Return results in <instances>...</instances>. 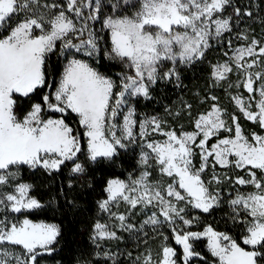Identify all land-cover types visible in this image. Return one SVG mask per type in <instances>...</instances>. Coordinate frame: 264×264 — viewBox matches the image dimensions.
<instances>
[{
    "label": "snow or ice",
    "instance_id": "obj_1",
    "mask_svg": "<svg viewBox=\"0 0 264 264\" xmlns=\"http://www.w3.org/2000/svg\"><path fill=\"white\" fill-rule=\"evenodd\" d=\"M230 3L231 0H138V7L133 4L136 11L132 15L108 16L103 21L111 38V50L106 55L118 59L129 69L120 76L119 85L86 60L73 58L65 66L55 91L45 93L41 103H33L31 110L18 118L14 112L16 94L29 97L39 89L51 87L46 79L45 60L47 54L56 49L57 41H62L61 54L75 49L92 57L100 51L88 23L98 19L100 2L96 0L93 6L92 0H66L63 5L41 4L40 0H0V27H4L11 17L22 14L14 26L5 28L7 34L0 36V185H8L16 175L10 171L11 166H39L52 171L59 170L66 161H72V171L83 172V166L75 162L77 153L82 150L81 135L86 138L92 161L98 157L111 159L118 154V148L126 149L135 143L137 133L134 128L138 123L135 109L128 107L127 112H123L128 98L141 95L148 98L150 86L158 80L173 77L179 80L177 63L187 65L202 60L211 40H218L224 33L232 31L233 17L221 18ZM85 9H91L88 15H85ZM69 13L81 22L79 28ZM234 13L237 18L252 15L250 11L242 13L240 8H235ZM72 33L78 37L86 34L87 38L73 43L68 39ZM237 38L248 40L243 33ZM228 47H232L231 41H228ZM249 57L252 58L250 61L246 59ZM261 57H264V45L253 38L246 46L233 49L232 56L224 63L211 65V76L217 83L227 80L234 66L243 76L237 87L242 86L249 98L246 101L236 95L231 99L248 120L264 128V71H251L261 62ZM166 61L172 66L161 71ZM257 82L259 87H254ZM117 87L119 91H115ZM257 93L259 99H256ZM211 100L214 103L210 109L193 121V131L165 130L163 122L156 116L139 121L138 135L142 139H146L149 130L164 137L143 144L141 163L147 165L149 160L154 161L160 173L172 177L173 183L166 188L153 185L148 180V172H143L131 183L112 179L105 188L107 199L101 201L99 207L115 217L120 222L119 227L127 231H132L135 226L126 223L124 214L111 212V204L122 200L133 209L138 204L157 207L163 222L172 226L175 243L182 246L184 264L199 255L194 252L191 241L203 236L208 237V247L212 255L219 258L220 264H259V259L264 258V251H261L264 250V180L257 179L251 169L264 173V136L253 133L249 139L243 134L236 116L231 117L232 124L229 125L224 119V109L215 102L217 98L212 96ZM45 106L53 112L63 114L70 110L77 114L83 131L74 134L63 118H42ZM186 108L191 109V105ZM121 116L122 123H117ZM221 132L229 135L219 138ZM214 137L216 143L209 146ZM143 148L149 151H143ZM197 150L199 167L193 163ZM209 158H212L213 167L217 164H234L237 168L250 166L251 178L238 177L236 182L251 184L258 191L247 196L238 195L230 203L242 208L250 217L246 220L243 244L252 246V250H246L230 236L211 227L205 228L204 232L180 231L175 227L177 220L184 225L193 223L185 219L182 214L185 209L178 207L179 202L187 201L204 212L219 203V194L211 192L202 179ZM212 179L218 182V177ZM30 188L28 184L18 183L11 192L0 193V210L21 213L25 209L42 207L30 196ZM161 223L154 212L141 228ZM94 229V239L118 238L106 224L97 222ZM58 236L59 228L55 224L35 223L26 217L10 221L5 216L0 219V264H37L38 250L51 252ZM16 246H20V253L9 251ZM257 246L261 250H257ZM175 256V249L165 246L157 264H176ZM144 264H152L150 254L145 257Z\"/></svg>",
    "mask_w": 264,
    "mask_h": 264
},
{
    "label": "trees",
    "instance_id": "obj_2",
    "mask_svg": "<svg viewBox=\"0 0 264 264\" xmlns=\"http://www.w3.org/2000/svg\"><path fill=\"white\" fill-rule=\"evenodd\" d=\"M240 1L246 3L240 5L242 13L246 11L252 13L254 11L253 4L262 3L264 0ZM241 16L249 18L252 15ZM250 20L252 21L250 28L255 33L260 29L259 21L256 18ZM104 31L107 40L108 35L106 30ZM3 32H6L5 28L0 31V34ZM58 42L56 49L48 53L45 60L46 79L51 87L39 89L29 97L16 94L14 97L16 100L14 112L18 117L23 115L32 102L41 103L42 96L45 93L52 92L56 86L63 61ZM99 49L98 60L91 61V63L104 72L117 71L123 73V65L113 60H106L103 48L100 47ZM228 51L229 49L225 48L216 51L218 52L216 54L219 58L225 57L227 56L225 53H228ZM211 54L206 55L205 53L202 60L181 65L179 67V83H176L174 78L171 80H158L150 86L148 98L144 96L134 97L135 119H138L144 112L159 111L164 107L169 112L166 118L174 127L179 125L184 129L193 128V121L198 113L209 108L213 102L211 97L215 96L223 102L222 104L229 118L232 115L236 116L238 123L246 134H249L251 130L259 131L258 123L248 120L231 101L226 100L227 97H225L223 88L224 81L217 83L211 76V61L215 59L213 51ZM261 64L264 71V57H261ZM186 105H191V109H187ZM47 115L63 118L65 123L73 128L74 134L83 131L78 123L77 114L72 113L70 110L61 114L47 110L45 106L42 117ZM142 140L140 138L139 142ZM80 143L82 150L77 153L75 161L77 159L81 161L83 172L71 173L72 161H66L59 170L52 171L39 166L37 168H31L28 165L18 166L19 178L30 183V193L36 197L42 207L31 210L25 209L21 213L12 214L25 215L32 219L52 220L57 223L59 228V236L52 245L53 250L51 252L38 250L37 264L46 261L51 264H78L80 262H88L89 264H138L140 257L144 254H150L152 259L156 261L160 255V246L155 240L156 230L130 237L124 229L116 228L118 238L94 239L93 236L94 223L99 216L98 201L106 194L105 185L108 178L113 176L134 178L145 169L151 172L152 168H156L155 162L149 160L147 165L142 164L135 143L129 144L126 149L118 148V154L111 159L98 157L97 160L92 161L86 154L85 137L82 135L80 136ZM198 157L199 152L197 151L194 158L197 159ZM215 168L221 169L223 167L216 165ZM242 170L241 168L232 167L229 169L226 178H221L218 182L212 180L215 187H217L219 203L214 205L209 212L197 209L188 204L187 201L179 202L178 207L184 208V214L194 223L184 225L180 222V229L177 225L175 227L180 231H184L200 229L205 225H209L213 230L228 233L241 245L249 248V246L243 244L240 237L245 232L246 220L250 217L243 209L235 212L234 206L230 203L238 195L247 196L249 193L257 191L251 184L240 185L236 182L234 176L240 174ZM255 172L257 175L260 173L259 169H256ZM171 179L172 177L162 175L163 184L171 181ZM132 212L135 216L131 220L136 222L137 219L148 213V209L137 205L134 209L132 208ZM163 225L165 226L164 222ZM158 228L160 231L159 238H161L162 231H165L168 236L167 241L176 251L175 260L178 264H184L182 246L175 243L174 234L171 230L172 226ZM205 241V237H200L191 242L194 252L199 255L191 257L188 264H220V261L206 248ZM104 250L114 251L118 254V257L110 260L106 257L97 256ZM257 250H261L259 246H257ZM259 264H264V258L259 259Z\"/></svg>",
    "mask_w": 264,
    "mask_h": 264
},
{
    "label": "rangeland",
    "instance_id": "obj_3",
    "mask_svg": "<svg viewBox=\"0 0 264 264\" xmlns=\"http://www.w3.org/2000/svg\"><path fill=\"white\" fill-rule=\"evenodd\" d=\"M40 2H41V4H44V3H56V4L63 5V4L66 3V0H40ZM99 2H100V10H99V12L97 14L98 15V19H96L94 21H89L88 22L89 23V27L91 28V30L94 31V33L96 35L97 42H98V47L99 48L100 47L103 48L106 60H109V61L113 60L116 63H120L124 67L123 73L129 72V69L125 66L124 63H121L118 59H111V58H109L106 55V53L111 50V38H110V30L103 26V21L108 16L115 17V16H123V15H132L136 11V7H133V4H135L138 7V0H128L127 3H125L124 0H99ZM95 3H96V0H92L93 6L95 5ZM244 4H246V3H244V2H242L240 0H231L230 5L226 6L224 12L221 14V18H227L229 16L233 17L232 21L230 22L231 25H232V31L224 33L218 40L215 39L214 41L213 40L210 41V45L211 46L207 50L206 55H212L211 54L212 51L215 54V56H214L215 59L213 61H211V65H214V64H217V63H224L226 60L229 59V57L232 56L233 49L241 47V46H246L248 43H250L251 39H253V38H255L256 40L260 41L261 45H264V1L262 3H254L253 4L254 11L252 12V16L251 17L248 18V17L240 16L239 18H237L235 16L234 9L235 8H240V5H244ZM114 5H116V7H113ZM54 11H56V10L53 9V12ZM89 11H91V9H85L84 10L85 15H88ZM69 15L72 16L71 13H69ZM19 17H22V14H19ZM19 17L18 16L11 17V19L4 25V27H0V31H2L4 28L10 27V26H14V24L17 22ZM72 18L74 19L77 28H79L81 22L79 20H76V18L74 16H72ZM252 18H256L259 21L258 23H259L260 29L255 31V33L250 28V25L252 24V21L250 19H252ZM104 30H106L107 35H108L107 40L105 39V36H104V32H105ZM241 33L247 35L248 36V40L238 39L237 37ZM6 34H7V32H3V33L0 34V36L6 35ZM258 36L260 38H257ZM81 38L86 39L87 35L85 34L84 37H78L77 34L72 33V34H69V36H68V39L72 40L73 43H79V40ZM228 41H231V45H232L231 48L228 47ZM58 43H59V46L61 47L62 41H59ZM225 48L229 49V51L227 53V56L219 58L217 56L218 54H216L218 52H216V51L221 50V49H225ZM60 54H61V52H60ZM61 56L63 57L62 69H61V72H60V74L58 76L57 84L54 87L52 92H54L55 89L59 86V81H60V79L62 77L64 68L67 65L68 61L73 59V58L86 60L93 68H95L101 74L111 78L113 81H115L117 83V85H119L120 76L123 73L117 72V71L104 72V71L99 70L94 64L91 63V61H97L98 60V53H96L92 57H87V56H85L83 54V52H77L75 49H69V50H66L63 54H61ZM208 58H209V56L207 57V59ZM246 59L250 61L252 58L249 57V58H246ZM181 65H183V64L177 63L176 67H177L178 73H179V67ZM171 66H172L171 63L166 61L164 63V65H163V67L161 68V71H167V69L169 67H171ZM211 70L212 69H210V73H211ZM251 71H253V72L263 71V66H262L261 62L258 63L253 69H251ZM173 78L176 81V83H179L178 80L175 77H173ZM242 80H243L242 74L240 72H238L235 69V67L233 66V71L231 73H229L228 79L224 80V83H223V88L225 90L224 94H225V97H227L226 100L231 101L234 105H235V102L231 99L232 96L240 95L246 101L249 98V93L242 86L237 87V84L240 83ZM254 87H259V82H257V84L254 85ZM119 90H120L119 87H117L115 89V91H119ZM255 96H256V99H259L258 93L255 94ZM133 99H134V97H129L128 98L127 106L124 107L123 112L126 113L127 110H128V107H133L134 108ZM215 102L218 103L219 106L221 108H223L224 111H225V108H224V106L222 104L223 102L221 100L217 99ZM33 103H39V102L34 101V102H32V104ZM213 103L214 102H212L210 104L209 108H207L206 110H204L202 112H199L198 115L200 113H204V112L208 111ZM31 105L23 113L22 116H20V117L17 116V117L18 118H23V116L28 111L31 110ZM253 110H255V103L254 102H253ZM168 113H169L168 109H165L163 107L159 111L144 112L138 119H136L138 123H137L136 127L134 128V132L137 133L135 144L138 147V155L140 157H141L142 146H143V144L146 141H160V140H163L164 137L159 132L152 133L151 130H149V135L146 137V139H143L141 142H139V139L141 138L138 135V133L140 131L139 121L144 120V119H146L148 117L156 116V117L159 118L160 121L163 122L162 126L164 127L165 130L175 129L178 133L181 130H183V131H193L194 130V126H193V128H189V129H184V128L180 127L179 125L174 127L173 124H171V122L169 123V121L166 118V115ZM42 118H44V119H49V118L58 119V118H61V117L60 116H54V115H47V116H44ZM224 119L228 122L229 125L232 124V120H231V118H229L227 116V114H225ZM122 121H123V116H121L117 120V123H122ZM258 126L260 127L259 124H258ZM253 133H255L257 135L264 136V128L260 127L259 131L251 130L249 134H246L243 131V134L245 136H247L249 139H251ZM227 135H229V133L221 132L219 138H223L224 136H227ZM216 139L217 138L215 137L212 141H210L209 142V146L211 144H213V143H216ZM85 142H86V148H85L86 149V154L88 155L86 138H85ZM143 151H149V150L146 149V148H143ZM229 159L230 160H234L235 158L234 157H229ZM75 162L81 164V161L79 159H77ZM193 163H194V165L196 167H199V165H200V157H198L197 159H195L193 157ZM217 165H219V164H217ZM219 166H221V165H219ZM73 167H74V164L71 165V168H70L71 173H76V172L72 171ZM221 167H223V168L216 169L215 167H213L212 166V158H209V166L205 169L204 173H202V179L205 181L206 185L209 187V190L211 192H213L214 194L217 193V189H216L217 187H215V184L213 182L214 181L212 179L213 176L218 177V181L221 178H226L227 175L229 174V169L232 168V167H235V166H234V164H229L228 166H221ZM249 168H250V166L248 168H241V169H243L242 172L240 174L235 175L234 179L237 180L238 177H242L245 180L250 179L251 177L249 176ZM152 170H153V172H152ZM152 170H151V172L148 169H145L143 171V172H148L150 174L149 177H148V180H149V182L151 184L159 185L161 187H165L166 188V186L169 183H173V178H172L171 181L163 184V182H162V174L160 173L159 167L157 165H156V168H152ZM10 171L13 172V173H16V175L10 180L8 185H0V193L11 192L13 187H14V185L18 184V183H24V184L30 185V183L28 181L19 178L18 166H11ZM251 171L255 172L256 169H251ZM259 171H260V173L258 175L256 174L257 179L264 180V173H262L261 170H259ZM141 174H139L138 176H136L134 178L113 176V177L108 178L107 182L109 180H112V179H119V180L125 181L126 183H131V181L139 179ZM106 187H107V183L105 185V188ZM181 192L183 194V190H181ZM29 194H30V196H32V197H34L36 199V197L33 194H31L30 192H29ZM107 196H108V193L106 192L105 196L99 199L98 204L101 201L107 199ZM173 203H176V201H173ZM138 207L147 208L148 209V213L145 214V216H143L142 218L137 219L136 222H133L131 219H133L135 215L132 214L133 213L132 212V208L126 202L121 200L118 203H113V204L110 205L111 212H114V213H117V214H124L127 217L126 223H130V224H133L135 226V228L132 231L125 230L128 236L132 237V236L137 235V234H144V233H147V232H149L151 230H153V231L156 230V235H155L156 238H155V240H157V244H159V246H160V255H159V258L156 261L154 259H152V264H157V262L162 259V249H163V247H165V246L172 247L169 244V242L167 241V239H166V238H168V236H167L165 231H162L161 238H159L160 231L158 230L159 229L158 227H162V226L163 227H169L170 224L167 223V222H164L165 226L163 225L164 218H163L162 215H159V209L157 207H155L154 205L145 206L143 204H138ZM241 209L242 208H240V207H234V211L235 212H239V210H241ZM154 212L158 214L159 219L162 221V223L157 225V226H153V225L148 224V225H144L143 228H141V225L144 224V221L148 220V218ZM182 214L185 216V219H190L184 213H182ZM5 216L10 221H20V220H23L26 217V218L32 220L35 223L43 222V223H47V224H55V225H57V223L55 221H52V220H45V219H41V218L32 219V218H29L28 216H25V215H16V214H12L9 211L0 210V219L4 218ZM97 222H100L102 224H106L108 226L109 230L110 231H114L115 233H116L115 229L116 228H120L119 227V223L120 222L115 217L111 216L109 212L101 210L100 207H99V216H98L97 220L95 221L94 226H95V224ZM175 225H177L178 229H180V221L179 220L176 221ZM207 227H210V226L209 225H205V226H203L200 229H190L188 231L204 232L205 228H207ZM214 231H216V230H214ZM216 232L224 233V234L230 236L232 239L236 240L233 236L229 235L228 233H225V232H222V231H216ZM245 234H246V228H245V232L240 237L242 242H243V236ZM93 236H95V229L93 230ZM203 237H205V239H206L205 246L210 251V249L208 247V237H206V236H203ZM237 243H239V242H237ZM240 246L244 247L241 244H240ZM247 246H249V248L244 247L246 250H252V246H250V245H247ZM9 251H14L16 253H20L21 248L20 247H18V248L17 247L9 248ZM106 254H108V255H106ZM97 256L106 257V258H109L110 260H114V259H116L118 257V254H116L114 251L104 250V251L100 252L99 254H97ZM146 256H148V255L147 254L142 255L140 257V259H139V263L138 264H144V259H145ZM216 258L219 260L218 257H216ZM42 264H51V263L46 261V262H42ZM78 264H89V263L88 262H80ZM176 264H178L177 261H176ZM196 264H199V263H196Z\"/></svg>",
    "mask_w": 264,
    "mask_h": 264
}]
</instances>
